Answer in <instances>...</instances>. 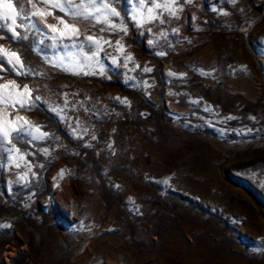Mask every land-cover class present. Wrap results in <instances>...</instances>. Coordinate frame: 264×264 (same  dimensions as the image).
<instances>
[{"label":"rangeland","instance_id":"1","mask_svg":"<svg viewBox=\"0 0 264 264\" xmlns=\"http://www.w3.org/2000/svg\"><path fill=\"white\" fill-rule=\"evenodd\" d=\"M176 5L178 19L155 9L164 24L125 17L126 36L97 32L113 45L124 36L123 55L108 45L100 53L103 76L51 66L77 50L53 48L43 23V35L0 40L46 74L26 79L42 99L18 114L59 137L13 141L34 153L31 171L0 161V264H264V0ZM77 26L81 40L104 27ZM65 92L70 121L48 110L63 106ZM77 120L83 139L72 135Z\"/></svg>","mask_w":264,"mask_h":264},{"label":"snow or ice","instance_id":"2","mask_svg":"<svg viewBox=\"0 0 264 264\" xmlns=\"http://www.w3.org/2000/svg\"><path fill=\"white\" fill-rule=\"evenodd\" d=\"M19 10L12 3V0H0V21H8L11 23H0V40L6 38L14 42H23L29 39V33L39 32L44 34L39 27L43 23L48 30L47 39L52 41V47L74 48L76 53L70 57H60L55 61H49L51 66L59 68L63 72H68L73 75H100L105 74V65L101 61L100 53L104 52V46L114 47L116 51L123 55L125 52L124 45L121 43L124 36L128 34V25L125 23V17H128L130 22H134L136 27H141L146 23L154 20H159L161 24L165 21L161 18L163 13L159 15L155 9H163L169 15L179 18L178 11L183 10L182 5H176V0L171 3H154L152 6H146L144 0H80V3H73L72 0H17ZM186 3L191 0H185ZM235 3V0H231ZM30 4L31 10H26L24 4ZM127 4L125 15L124 5ZM119 5V8H118ZM176 5V6H174ZM62 15H56V12ZM227 14V13H224ZM51 16L56 23H48L47 18ZM87 21L91 27L97 24H102L104 27L97 29V31L83 34V39H80L81 31L77 26V22ZM17 29H20L18 31ZM122 32L121 36L115 41L113 45L110 38H105L103 35H98L97 32ZM148 31H151L149 29ZM178 29H173V32H178ZM10 33V35H8ZM166 32H161L160 36L167 37ZM43 43V41H41ZM153 43V41H149ZM164 52H159L157 55H165ZM107 55L105 59H107ZM119 57L112 56V64L118 63ZM133 61V56L129 53L124 57V67L128 68V62ZM140 65L136 64L134 68L129 71H135ZM144 72H151L152 69L148 66L143 68ZM4 74H12L15 77H25V81L18 83L16 79H6ZM34 75H46L38 73L30 66H28L20 50H11L0 44V161L6 158L9 166L15 164L17 168L20 167V161H25L28 171L32 170L30 162L26 161L27 155H34L31 152H21V149L16 147V143L23 142L25 144H32L36 141H43L48 137L59 139L50 131H43L42 126L34 124L32 121L20 116V110L31 111L35 108L36 102L41 101L40 95L33 96V89L30 88L29 83L26 82L28 77ZM169 75H176L169 73ZM130 79H132L130 77ZM147 85V81H144ZM21 84L23 85L21 87ZM150 87V85H148ZM38 91V90H37ZM75 95V94H74ZM63 106L52 107L49 106L50 111L56 113L61 121L71 120L67 116L65 109L69 106L68 93H63ZM121 103H128L127 99L121 100L116 97ZM73 108L75 106L73 105ZM11 109V111H9ZM206 111H211V108H206ZM12 113H17L12 115ZM9 116L12 118L9 119ZM233 117H228L232 119ZM254 119V117H253ZM71 127V124L69 125ZM82 130V133H81ZM88 133V128L84 127L79 120L76 121V126L72 128V135L83 139L84 135ZM95 139V136L92 137ZM16 141V143H13ZM11 144V148L7 147ZM85 147H90L85 144ZM45 156L49 155V148L41 149ZM6 154V157H5ZM41 167L43 165H40ZM0 167L3 163L0 162ZM35 175V173H33ZM64 170L60 171V176L63 178ZM21 180L27 179V173L19 177ZM3 226V225H0Z\"/></svg>","mask_w":264,"mask_h":264}]
</instances>
